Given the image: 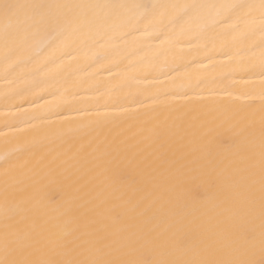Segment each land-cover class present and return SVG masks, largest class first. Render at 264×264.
Segmentation results:
<instances>
[{
    "label": "snow or ice",
    "instance_id": "1",
    "mask_svg": "<svg viewBox=\"0 0 264 264\" xmlns=\"http://www.w3.org/2000/svg\"><path fill=\"white\" fill-rule=\"evenodd\" d=\"M44 37L46 46L34 52ZM180 37L205 49L219 45L241 70H248L249 53L258 46L264 76V0H0L6 78L20 69L25 85L34 83L24 72L27 65L35 62L32 74L45 82L78 63L82 53L87 57L90 42L93 64L111 59L104 70L113 80L138 79L132 73L139 70L151 83L155 65L143 55L147 42L179 46ZM118 41L137 57L123 69L122 61L109 56ZM49 49L59 55L46 56ZM70 76L61 85L64 93L93 87L99 92L100 81ZM169 95L157 89L139 101L153 113L143 123L156 122L144 148L123 132L104 135L80 125L48 134L33 125L31 139L0 162V264H264V93L258 118L249 108L220 122L198 121L191 111L158 110L167 107Z\"/></svg>",
    "mask_w": 264,
    "mask_h": 264
},
{
    "label": "bare ground",
    "instance_id": "2",
    "mask_svg": "<svg viewBox=\"0 0 264 264\" xmlns=\"http://www.w3.org/2000/svg\"><path fill=\"white\" fill-rule=\"evenodd\" d=\"M21 2L218 4L237 0H21ZM246 2L258 4L259 0ZM253 26L256 30L254 38L258 41L260 36L258 11L254 13ZM46 44L47 37L38 40L33 51L38 52ZM118 44L119 47L109 53V56L122 61L120 67L123 69L128 67L129 59L136 60L137 57L131 54V48L123 41H118ZM199 44L198 40L189 41L187 37L179 38V46H161L158 40L148 41L143 55L146 62L150 61L155 65V70L149 73L151 83L143 80L145 73L139 70L132 73L138 79L123 83L119 79L113 80L104 70L105 67L112 66L111 59L104 61L103 64H93L90 57L94 48L90 42L89 47L84 50L88 52L87 57L82 53L78 63H73L70 69L54 75L45 82L41 81L39 75L32 74L35 62L27 65L24 72L29 73V79L34 81L31 85H25L18 78L17 73L20 69H17L16 73L9 72L6 78L3 47L0 44V162L20 147L26 139H31L33 125L36 130L48 134L57 133L69 126L80 125L90 126L84 131L95 128L104 135L123 132L124 137L132 138L130 143L139 144L144 148L151 142L152 129L156 122L143 123L153 113L139 101L144 99V93L155 92L157 89L170 93L166 98L167 107L161 105L158 110L165 112L171 109L180 110L173 115L191 111L192 117L198 121L214 119L220 122L231 118L241 109L250 108L256 112L258 118L262 106L261 94L264 93V76L261 75L259 67L260 48L257 46L252 49L249 53L251 61L246 64L248 70H241L234 60L223 54L219 45L215 49L211 46L205 49ZM180 47L183 48V52L179 50ZM45 55L55 58L59 53L53 55V51L49 49ZM208 56H211V61L206 58ZM205 65L208 67L205 68ZM49 67L55 66L50 64ZM139 67L142 66L138 65ZM161 69L165 75L160 74ZM69 73L70 79L79 78L90 83L93 80L100 81L99 92L93 87L88 90L72 88L64 93L61 85L64 79L69 77ZM159 80H163L164 83L161 85ZM108 88L113 89L111 94L108 93ZM22 89H26L23 95H17ZM93 135H96V132H93ZM103 138L101 135L100 139ZM2 171L0 168V173Z\"/></svg>",
    "mask_w": 264,
    "mask_h": 264
}]
</instances>
